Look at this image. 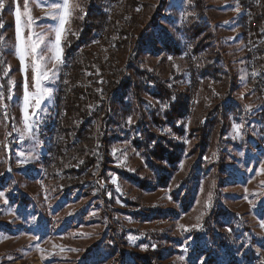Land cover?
<instances>
[{"label": "rangeland", "instance_id": "rangeland-1", "mask_svg": "<svg viewBox=\"0 0 264 264\" xmlns=\"http://www.w3.org/2000/svg\"><path fill=\"white\" fill-rule=\"evenodd\" d=\"M100 1H105L102 2L103 9L106 3H110V0ZM58 2L60 0H29L31 14L36 21L33 32H46L48 25H58V20L54 21L46 15ZM114 2L110 10L102 11L105 25H100L97 30L99 36L96 37V31L91 44L84 42L79 46L80 58H76L73 67L78 66L86 53L90 54L92 62L85 67L89 66L91 71L85 69L83 76L74 82L82 81L80 87L87 93L91 90L93 94H99L101 82L94 87L92 77L93 73H98V65L104 64L106 67L109 62H116L123 77L129 75V65L137 61L141 69L154 73L175 90L182 91L188 98L187 114L177 124L183 134L177 136L170 128L165 129L170 139L184 145L178 170L166 188H155L152 192L121 180L110 170L116 169L154 183L134 146L133 128L141 123L138 112L140 105L144 112L153 108L161 113V107L158 101L150 99L143 92L138 98L135 97L131 89L122 96V103L115 100L113 110V102L108 97H102L107 101L103 109L101 100L88 104V114L92 120L89 126L92 125V129L80 118L74 121L78 128L72 132L68 126L73 118L68 121L64 118L60 127L64 135L61 143L66 141L64 147H72L68 149L70 154H66L72 165L58 162V166L49 168L45 153L53 129L54 119L51 117H54L56 108L66 107L59 91L64 68L60 64L56 77L43 82V87L50 88L52 95L42 102L37 116L33 118L31 131H27L23 115L24 73L17 52L15 5L13 0H4V7L0 9V56L6 78V91L0 84V93H3L0 99V193H3L0 197V264H79L83 256L100 245L102 240L111 245L109 251H115V258L110 257V252L102 254L95 251L93 257L88 259L92 258L95 264H118L120 252L115 248V243L111 244V234L108 232L112 219L116 220L119 231L125 233V240L131 247H136L134 250L151 248L160 255L162 264H201V261L205 264L208 259L211 264H262L264 228L260 222L264 219V170L261 168L264 165V146L259 145L261 99L254 81L250 79L249 51L243 27L242 7L245 1ZM254 3L253 8H256H252V17L255 21L251 23L255 27L252 26V29L260 38V44H264L261 34L264 32V0H254ZM18 4L23 25L27 21L24 0H18ZM73 4H79L82 12L88 8L86 0H73ZM82 12L75 9L65 25L66 38L62 40V47L70 34V37L77 38L76 28ZM256 12L260 14L256 15ZM157 13L161 19L158 18L160 20L157 19L156 24L151 26ZM23 33L26 37L29 30L23 27ZM48 40H54V33L47 36L45 43ZM263 44L257 49L259 57H262L261 62L264 60ZM41 50L45 56L50 55L43 51L44 45H41ZM27 63L30 65V60ZM31 76L29 67V93L35 92ZM102 78L99 75L98 81ZM69 81L73 82L71 79ZM9 96L11 99H8ZM34 103L33 100L30 104L29 114ZM104 108L106 116L98 117L96 114L99 110L103 112ZM67 111L66 108V115ZM146 115H150L149 112ZM208 115L214 118V130L209 149L202 159L205 173L193 207L187 212H180L179 216L172 217L170 213V218L162 220L143 221L126 215V210L133 212V215L143 210H177L180 205L173 202L171 193L195 163L198 154L193 136L195 133H189L202 124ZM45 116L52 119L49 124H43ZM129 118L131 123L128 122ZM66 127L68 135H65ZM89 131L91 144L84 152L80 138ZM78 138L79 141L76 140ZM83 157L89 158V163L86 158L84 162L87 171H83L82 175L72 173L73 166L83 168L80 164ZM95 157L101 158L100 164L95 162ZM103 158L110 161L109 169L105 171ZM220 159L223 172L218 168ZM67 177L73 178L76 185L72 181L65 182L71 179ZM218 179L219 194L215 195ZM74 190H78V193L75 194ZM68 191L75 193L70 197ZM102 193L106 197L101 196ZM217 197L230 216V219L226 218L224 228L220 229L224 231L225 241L211 257L202 254L194 262L196 233ZM105 198L109 204L102 200ZM125 201L128 206H125ZM209 203L210 207L206 206ZM201 245L204 243L201 242ZM131 247L129 249H133ZM153 262L159 263L157 260Z\"/></svg>", "mask_w": 264, "mask_h": 264}, {"label": "trees", "instance_id": "trees-1", "mask_svg": "<svg viewBox=\"0 0 264 264\" xmlns=\"http://www.w3.org/2000/svg\"><path fill=\"white\" fill-rule=\"evenodd\" d=\"M99 1V2H98ZM115 0H110V3H115ZM88 4V8L85 12H82V18L78 24V28H76V32L78 31L77 38L68 36L67 40L63 44V59L67 60L70 59V65L68 68L65 69V76L73 83L71 87L68 88L67 92L63 94V100H65L67 108V115L66 112L62 117V120L58 124L57 128V136L60 134L64 137V135L60 132V127L63 123L64 118L72 119L68 128H71V131H75L78 128V124L74 123V121L79 120L80 118L82 121H86L88 123L87 127L92 129V125L90 122L92 121L89 114H88V104L91 101L101 100L102 102V109L103 105L107 103L106 99H102V97H108L109 100L113 102L112 110L114 109L115 103L119 101L122 103L123 97L126 93H129V89L134 91V96L138 98L140 96V92L145 93L150 99L154 101H158L161 107V113H158L157 110L150 108L146 109L145 112L142 111V105H140L138 112L139 118L141 123H138L133 128V136H134V146L136 150L140 153L143 158V163L145 168L151 173L154 183H148L143 180L137 179L133 175H128L125 172H121L116 169H110L111 171L115 172V174L119 175V178L123 181L128 183H132L133 185L137 186L138 188L142 189L143 191H150L152 192L155 188H166L175 176L178 170V164L182 158V154L184 152V145L181 142L174 141L169 138L168 134H166L165 129L170 128L177 136L183 134V130L180 127H177L178 122L183 118L184 115L187 114V103L188 98L182 93V91L175 90L171 84L167 81L159 78L154 73L147 71L146 69H141L139 63L137 61H133L130 67V73L128 76H122V70L118 66L116 62L108 63L109 66L104 67L103 65H98L97 72L93 73V80L94 87L98 86L100 83V93L93 94V91L86 92L81 86L82 81H78L75 83L76 79H80L83 74L84 70H90L89 66L87 68L85 65H88L90 62V54L84 53L81 57V61L78 66L75 65L76 58H80V54H74L77 49L79 48L81 43L91 44L90 40L95 32L102 26L105 25V20L102 19L104 15L102 14L103 6L100 0H86ZM96 3V6H95ZM158 14V13H157ZM155 16L154 21L152 22L151 26L156 24V21L159 14ZM259 12H256L258 15ZM159 20V19H158ZM2 22V16L0 14V24ZM101 25V26H100ZM1 27H0V52H1ZM97 34H100L97 31ZM126 42V40H124ZM140 48V47H139ZM73 55V56H72ZM3 56V53H2ZM72 67V69H70ZM103 77L101 81H98V76ZM121 77V78H120ZM69 79V80H70ZM142 80V81H141ZM0 84L4 86V91H6V78H5V69L1 61L0 56ZM71 90L69 91V89ZM98 88V87H97ZM69 91V92H68ZM100 96V97H99ZM117 96V97H116ZM62 100V101H63ZM117 100V101H115ZM71 112V114L69 113ZM146 112H149L150 118L146 115ZM107 112L104 108V111L96 115L98 117L106 116ZM66 115V117H65ZM71 116V117H70ZM80 121H78L79 123ZM222 129V128H221ZM214 130V118L211 115L205 117V121L200 124L196 129L191 131V133H195L193 135L195 137V149L197 148L198 154L197 159L193 165L188 170V173L181 178L179 184L175 187L172 195V200L174 203H178L180 206L177 210H159V211H148L143 210L142 212H136L133 215V212H129L126 210V215L134 216L135 218L142 219L143 221H149L152 219H165L170 218V213H172V217L179 216L180 212H187L189 211L196 200V196L199 191V187L201 184V179L204 176L205 171L202 169V159L205 156L207 150L209 149V144L213 135ZM56 131L55 123L53 124V129L50 134H54ZM135 132V135H134ZM222 132V131H220ZM69 131L66 127L65 135H68ZM85 136L80 138L82 146H84L83 151L90 146V141L92 138L90 136L91 131L84 132ZM78 141V139H76ZM75 141V140H74ZM73 141V142H74ZM66 145V143H65ZM260 145V140H259ZM70 146V145H69ZM66 147L65 151L72 149V147ZM261 148V147H260ZM264 148V147H263ZM59 149L61 151V146L55 147V153H59ZM78 151V150H77ZM196 151V150H195ZM70 154V153H69ZM77 155L79 152L76 153ZM75 156V155H73ZM222 157V154H221ZM88 161V157H83L82 160V169L78 166H73L71 168V172L74 174H81L83 171H87L84 168V162ZM75 159V158H74ZM223 159V157H222ZM222 159L218 162V168H220V172L224 171V167L222 164ZM45 160V159H44ZM103 168L104 171L109 169L108 163H110L109 158H103ZM59 160L53 161V166H58ZM65 163H68L70 166L72 165L69 158L66 159ZM74 177V176H72ZM77 182L74 184L76 185ZM219 179L217 181V185L215 188V195H218L219 192ZM67 195V194H66ZM101 196L106 197L103 193ZM101 198V197H100ZM105 203L109 204L105 199H102ZM218 201V202H217ZM125 206H128V202L125 201ZM130 208V206L128 207ZM127 208V209H128ZM180 208V209H179ZM124 210V209H123ZM125 211V210H124ZM123 212V211H120ZM124 214V213H123ZM103 217V216H102ZM230 217L227 215V209L223 204L220 203V199L217 197L213 204L210 207L209 213L207 217L204 219L202 226L196 233V245L194 246L193 250V258L192 261H197V258L201 257L202 254H207L209 257L212 256L213 252L216 251L215 249L223 244L225 241L224 238V231L220 230L223 229L225 226L226 218ZM230 219V218H228ZM116 225V226H115ZM116 220L112 219V222H109L110 228H108V232L111 234L109 238L111 240V244L115 243L116 249L120 252V256L117 259L118 264H156L153 261H159L158 264L161 263L160 255L157 252H153L151 248L149 250L145 249V251H136L133 249H129L131 247L130 243L125 240V233L123 231H119L117 226ZM220 230V231H219ZM114 234V235H112ZM108 236V234L106 235ZM201 242L204 245H201ZM110 244L102 240L100 241V245L96 248L93 247L87 255L83 256V259L79 264H95V261L92 258L89 260L88 257H93L95 251L99 253V251L104 254L105 252H110V257L115 258L114 250L109 251ZM131 247V248H132ZM115 249V250H116ZM156 249V248H155ZM134 250V251H133ZM205 264H211L210 259H208Z\"/></svg>", "mask_w": 264, "mask_h": 264}, {"label": "snow or ice", "instance_id": "snow-or-ice-1", "mask_svg": "<svg viewBox=\"0 0 264 264\" xmlns=\"http://www.w3.org/2000/svg\"><path fill=\"white\" fill-rule=\"evenodd\" d=\"M13 4L15 5L14 15L16 38L18 41L17 52L19 61L23 65L24 73L23 115L25 120V128L30 132L34 123L33 118L37 116V110L40 109L42 102L52 95V90L50 88L43 87V82L54 79L57 75L58 66L63 63L62 40L66 38L65 25L69 22V19L75 9L78 8L81 12L83 11V9L79 4L74 5L73 0H60V2L55 3L46 13V15L48 17H51L52 20H58V25H48L46 32H33L32 28L36 21L32 17L31 10L29 8V0H24V16L27 17V21L23 25L21 18L22 14L20 11L18 0H13ZM3 7L4 0H0V9H2ZM9 10L11 11V9ZM0 27H2V24H0ZM23 27H26L29 30V33L26 37L23 33ZM50 33H54V40H48V42L45 43L46 38ZM41 45H44L43 51H46L50 55L45 56L44 54H42ZM29 60L30 65L27 63ZM29 67H31L32 72V86L35 88V92L33 93H29L28 91ZM2 97L3 93H0V99H2ZM8 99H11V96H9ZM33 100L35 103L32 107L31 114H29V107ZM128 122L131 123V118H129ZM239 130V126H237V133H239ZM261 168L262 170H264V165H262ZM2 196L3 193H0V197ZM210 199L211 195H209V201ZM5 203H7V201H5ZM206 206L210 207V203ZM260 226L264 228V219L261 220ZM185 230L187 231L188 229ZM201 264H203V261H201ZM262 264H264V262H262Z\"/></svg>", "mask_w": 264, "mask_h": 264}, {"label": "bare ground", "instance_id": "bare-ground-1", "mask_svg": "<svg viewBox=\"0 0 264 264\" xmlns=\"http://www.w3.org/2000/svg\"><path fill=\"white\" fill-rule=\"evenodd\" d=\"M245 1V0H244ZM253 3H254V0H252L251 1V3H249L248 4V11H249V20H250V23L252 22H254L253 21V19H254V17H252V8H253ZM260 3V2H259ZM255 4V3H254ZM243 6L244 7H242L243 9H244V11H243V27H245V37H246V39H245V37H244V39L246 40V42H247V44H248V48H249V40H247L248 39V31H247V5H245V2L243 3ZM262 6V5H261ZM260 6V7H261ZM258 7V6H257ZM256 8V7H255ZM255 8H253V10L255 9ZM263 9H264V7H263ZM257 11V10H256ZM259 11V10H258ZM260 14V13H259ZM262 17H263V15H262ZM164 18V17H163ZM161 19V18H160ZM159 19V20H160ZM261 19V18H260ZM262 19H264V18H262ZM158 20V21H159ZM259 22V21H258ZM251 23V25L252 26H254L253 24ZM262 23H264V22H262ZM258 25V24H257ZM262 26V25H261ZM255 27V26H254ZM259 27V26H258ZM264 27V26H263ZM257 28V27H256ZM263 29V28H262ZM257 32H258V30H257ZM257 34V33H256ZM255 34V32L253 31V37H255V40H250V50H251V52L254 54L253 55V66H254V71L256 72V78H257V83L258 84H260V85H262V86H264V60H263V62H261V58L262 57H259V55H260V52H259V54L257 53V49L258 48H260L259 47V45L261 46L262 44H263V42H262V44H260V38L258 39V37H257V35ZM261 34L263 35V38H264V32H261ZM244 35V34H243ZM259 35V34H258ZM245 42V43H246ZM263 46H264V44H263ZM262 47V46H261ZM250 50H248L249 51V60H248V64H249V66H250V70H249V72H250V79L253 81V72H252V63H251V54H250ZM258 51H260V50H258ZM264 51V50H263ZM263 51H261V52H263ZM261 56H263L262 54H261ZM249 69V68H248ZM61 78H62V74H61ZM86 79V78H85ZM62 80V79H61ZM66 81H68L69 83H70V81H69V79L65 76V82H64V91L65 92H67V90H68V88L71 86V84L73 83V82H71L70 84H67V82ZM82 83V82H81ZM60 84V83H59ZM256 85V84H255ZM60 87H61V89H59V91L61 90V91H63V83H62V81H61V84H60ZM256 87H257V91H258V94H259V96H260V99H261V107H260V122H261V135H260V143L264 146V96L262 95V92L259 90V85H256ZM60 91V92H61ZM64 99V98H63ZM62 106H59V109H55V111H54V117H51L52 119H54V122L52 123V124H54L55 123V126H56V123H60V121L62 120V117L64 116V114H65V111H64V109H63V107L61 108ZM59 111H61V118L59 119V122H58V113H59ZM51 118H49V117H47L46 116V118H45V124H49V122H51L52 121V119ZM52 134H50L49 135V144H50V140L52 139ZM58 138H59V142H56L55 143V147H58V146H61V151L59 152V153H55V159H53V161H55V160H59V162L60 163H64L65 161H66V159L68 158L67 156H66V154L68 155L69 153L66 151V153H65V142L66 141H63V144L61 143L62 142V140H64V137L60 134V136H58ZM66 157V158H65ZM60 167H61V165H60ZM59 171V170H58ZM64 171V169L62 170V172ZM63 174V173H62ZM70 175V174H69ZM64 176V175H63ZM68 176V175H67ZM66 177V176H65ZM71 177H72V175H71ZM71 177H67V178H71ZM56 178V177H55ZM95 178V177H94ZM72 179L73 178H71V179H69V180H67V181H65V182H70V181H72ZM65 180V179H64ZM55 181H56V179H55ZM57 183V182H56ZM72 183H73V181H72ZM72 183H70V184H72ZM66 184H68V183H66ZM65 184V185H66ZM74 184V183H73ZM62 185V184H61ZM64 185V184H63ZM71 187V186H70ZM72 189H74V188H72ZM74 191H76V193L75 192H69L68 191V195H70V194H77L78 192V190H74ZM72 196H74V195H72ZM76 196V195H75ZM70 197H71V195H70Z\"/></svg>", "mask_w": 264, "mask_h": 264}, {"label": "built area", "instance_id": "built-area-1", "mask_svg": "<svg viewBox=\"0 0 264 264\" xmlns=\"http://www.w3.org/2000/svg\"><path fill=\"white\" fill-rule=\"evenodd\" d=\"M252 0H245V5H247V31H248V39L249 40V48L248 50H250V40H255V37H253V29H252V25L250 23L249 20V11H248V4L251 3ZM114 5V3H106L105 9L104 10H110V7H112ZM103 10V11H104ZM252 31V32H251ZM99 36V34H96ZM94 40H90V42L92 43ZM80 48L77 49V51L74 54H80ZM250 54H251V63H252V72H253V81L254 84L259 85V90L262 92V95L264 96V86L260 85L257 83V78H256V72L254 71V66H253V53L250 50ZM73 56V55H72ZM70 58H68L67 60L63 59V63H61L63 65L64 71L61 72L62 74V83H63V91H61V100H63V94L66 93L64 91V82H65V69L68 68V66L70 65ZM61 111H59L58 113V122L59 119L61 118ZM46 117V116H45ZM45 117L43 118V124L45 122ZM57 128H58V123H56V131L52 136V139L50 140V144L47 145V150L45 153V159L47 161V165L48 166H53V159H55V143L59 142V138L57 136ZM79 141V138H78ZM101 158L100 157H95V162L97 164H100ZM81 164V163H80ZM99 168H101V166H99Z\"/></svg>", "mask_w": 264, "mask_h": 264}, {"label": "crops", "instance_id": "crops-1", "mask_svg": "<svg viewBox=\"0 0 264 264\" xmlns=\"http://www.w3.org/2000/svg\"><path fill=\"white\" fill-rule=\"evenodd\" d=\"M180 2H184V0H180ZM168 8H169L168 10H169V12H170L171 5H170ZM181 12H182V11H181ZM181 12H180V13H181ZM169 15H170V13H169ZM163 20H164V19H163Z\"/></svg>", "mask_w": 264, "mask_h": 264}]
</instances>
